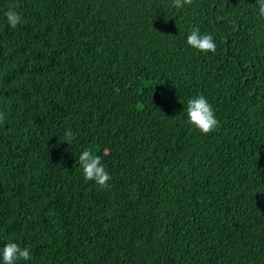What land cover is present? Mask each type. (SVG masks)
I'll use <instances>...</instances> for the list:
<instances>
[{"label": "trees", "instance_id": "16d2710c", "mask_svg": "<svg viewBox=\"0 0 264 264\" xmlns=\"http://www.w3.org/2000/svg\"><path fill=\"white\" fill-rule=\"evenodd\" d=\"M201 94L207 135L186 111ZM0 112V252L32 254L16 264H264L257 0H0Z\"/></svg>", "mask_w": 264, "mask_h": 264}, {"label": "clouds", "instance_id": "9594fccd", "mask_svg": "<svg viewBox=\"0 0 264 264\" xmlns=\"http://www.w3.org/2000/svg\"><path fill=\"white\" fill-rule=\"evenodd\" d=\"M192 4L193 0H173V7L177 9H182L186 5L191 6ZM257 7L258 15L264 17V0H257ZM5 15L9 26L13 29L23 22L22 16L15 10L10 9ZM187 44L204 53H215L217 47L213 36L211 34H202L199 27L191 29L190 34L187 36ZM186 111L189 122L201 133L207 135L218 127L219 121L215 111L204 95L201 94L195 98L188 99ZM4 118L5 114L0 112V121ZM73 139L74 133L71 130H66L65 141L70 144ZM78 159L85 180L94 181L103 188L109 187L108 181L112 177L103 165L99 155H94L90 149H85ZM0 256H2L3 264H16L17 261L32 259L29 247H21L18 243L11 240L3 246Z\"/></svg>", "mask_w": 264, "mask_h": 264}]
</instances>
